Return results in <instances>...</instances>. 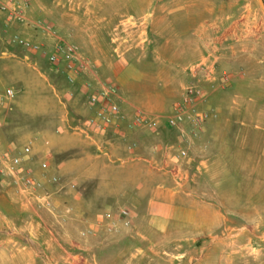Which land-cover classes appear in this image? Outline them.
<instances>
[{"label": "rangeland", "instance_id": "obj_1", "mask_svg": "<svg viewBox=\"0 0 264 264\" xmlns=\"http://www.w3.org/2000/svg\"><path fill=\"white\" fill-rule=\"evenodd\" d=\"M23 2L29 19L53 23L118 87L125 112L163 117L196 81L214 116L185 158L176 154L183 145L178 131L164 125L85 136V94L67 97L76 86L42 56L10 42L0 14V93L16 89L0 117V148L18 150L32 138L29 164L38 169L46 160L60 180L48 184L55 216L0 186V264H264L258 1ZM11 28L33 33L25 22ZM201 59L211 72L192 78L190 68Z\"/></svg>", "mask_w": 264, "mask_h": 264}, {"label": "built area", "instance_id": "obj_2", "mask_svg": "<svg viewBox=\"0 0 264 264\" xmlns=\"http://www.w3.org/2000/svg\"><path fill=\"white\" fill-rule=\"evenodd\" d=\"M0 14L4 22L1 31L8 35L10 42L42 56L51 66L64 73L68 84L76 86L66 91L67 97H74L77 90L85 94L81 130L85 136H88L89 131L97 134H123L139 127L156 130L164 125L178 131L183 145L176 154L179 158H185L191 141L200 136L205 122L214 116L210 107H204L206 96L196 81L182 88L180 96L172 101L170 111L163 117L149 116L140 108L127 113L120 105L118 87L101 78L95 63L77 44L61 35L53 23L40 18L29 19L23 0H0ZM18 22H25L26 26L32 27L34 34L13 30L11 27ZM39 34L46 41H39ZM207 61L201 59L192 65V78L207 76L211 72ZM15 95L16 89L13 86H6L0 93V117L5 115ZM33 145L34 140L29 138L18 150L4 151L0 148V182L27 207L55 216L56 203L48 184H59L60 180L56 174L48 173L46 160H39L38 169L29 164L34 159ZM68 187L74 188L75 184L71 182ZM63 206L66 207V204ZM117 213L122 216L121 219H126L129 214L122 208ZM110 214L106 212L107 217Z\"/></svg>", "mask_w": 264, "mask_h": 264}, {"label": "water", "instance_id": "obj_3", "mask_svg": "<svg viewBox=\"0 0 264 264\" xmlns=\"http://www.w3.org/2000/svg\"><path fill=\"white\" fill-rule=\"evenodd\" d=\"M260 8L264 11V0H257Z\"/></svg>", "mask_w": 264, "mask_h": 264}, {"label": "crops", "instance_id": "obj_4", "mask_svg": "<svg viewBox=\"0 0 264 264\" xmlns=\"http://www.w3.org/2000/svg\"><path fill=\"white\" fill-rule=\"evenodd\" d=\"M27 34H30V33H27ZM34 34V32L31 34V35H33ZM120 105H121V101H120ZM122 107V106H121ZM122 109H123V107H122ZM125 109V108H124ZM132 112V110H130V112L129 113H131ZM0 186H2V183L0 182Z\"/></svg>", "mask_w": 264, "mask_h": 264}]
</instances>
